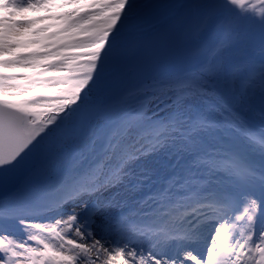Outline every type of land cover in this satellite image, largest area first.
Here are the masks:
<instances>
[{
    "label": "snow or ice",
    "instance_id": "snow-or-ice-1",
    "mask_svg": "<svg viewBox=\"0 0 264 264\" xmlns=\"http://www.w3.org/2000/svg\"><path fill=\"white\" fill-rule=\"evenodd\" d=\"M48 3L0 0V57L50 27L17 18ZM65 16L47 51L0 58V264H264V0H94ZM188 51L191 70L119 88ZM257 90L259 121L236 103ZM158 154L163 176L144 163Z\"/></svg>",
    "mask_w": 264,
    "mask_h": 264
},
{
    "label": "rangeland",
    "instance_id": "rangeland-1",
    "mask_svg": "<svg viewBox=\"0 0 264 264\" xmlns=\"http://www.w3.org/2000/svg\"><path fill=\"white\" fill-rule=\"evenodd\" d=\"M94 0H49V3L38 7L36 9H30L26 13L23 14V17H17V18H34V17H47V19L37 20V22L32 25V29H39L43 28L45 26L47 27V30L45 32L41 33H34L32 31L26 32L25 35H22L18 37L17 39L20 42V46L18 48L13 49L11 53L4 54L3 57L0 58H6L10 57L11 55H19L22 53H29L33 51H47L48 48L45 47V45L49 42L47 40V37L50 36L51 33L58 31L59 29L63 28L66 24L67 17L65 16L64 19H61L60 17L64 14L76 12L77 15L83 13L86 11L85 8L88 7V5L93 2ZM93 19H101V17L97 16ZM87 24V22H85ZM72 38L73 39H80L81 34L78 32L77 29H72ZM90 34V33H89ZM68 33H62L61 36L55 37L54 40L56 41H63L65 38L68 37ZM31 39H39L40 43H27L28 40ZM75 49V50H74ZM73 50V51H72ZM65 52H73V53H79V48H72V49H65L62 50ZM17 52V53H16ZM255 53L257 57L259 56V48L257 47L255 49ZM237 58L241 57L243 53H236L235 54ZM86 60L89 59L88 56H85ZM58 57H47L42 58V62H48L52 59H57ZM192 58V54L190 51L188 52H178V53H172L167 55L166 57H161L160 60L154 64L156 69H158L154 76H159L161 74H176V69H174V63L182 62L181 69L186 70L188 68L187 64L189 65L190 59ZM81 60V59H80ZM82 61V60H81ZM21 67V66H19ZM25 68H30L26 67ZM7 69V68H6ZM5 69L6 73L9 74H16L18 77L22 80L24 74H34V70L30 69L28 71L26 70H20V71H8ZM33 72V73H32ZM67 69H54L50 70L45 76H54V75H66ZM139 75L136 71L132 72L131 74L124 77V79L121 81L119 88H123L125 84L129 86L128 89H130L132 86L133 88L138 85L139 83ZM140 80H146L144 78H140ZM149 80V79H148ZM33 91V89L31 90ZM24 93V92H22ZM20 93V94H22ZM238 99L236 101L237 105L242 108L246 112H251V115L257 119H260V110H261V101H260V95L259 91L253 92L251 94H246L243 96H240L239 93H237ZM146 166L149 168L156 170L159 172L160 176H163L167 171L170 170V166L168 163L167 158L163 154H158L155 156H150L147 158V160L144 162ZM157 177L153 176V180H156Z\"/></svg>",
    "mask_w": 264,
    "mask_h": 264
},
{
    "label": "trees",
    "instance_id": "trees-1",
    "mask_svg": "<svg viewBox=\"0 0 264 264\" xmlns=\"http://www.w3.org/2000/svg\"><path fill=\"white\" fill-rule=\"evenodd\" d=\"M81 34V37H80V39L81 38H84V37H86V36H88L89 35V33H87V32H84V33H80ZM79 49H80V52L79 53H86V52H89V51H91V46H86V47H79ZM75 50V49H74ZM73 51V50H72ZM17 53V52H16ZM15 57V55H11L10 57H6V58H14ZM79 59H81L82 61H84V60H86V57L85 56H80V58ZM195 61V60H194ZM196 63V61L194 62V64ZM182 64V62H177V63H174L173 65H174V69H179L181 66H183V65H181ZM155 65H153V66H150V67H146V68H144V69H141V70H139V71H136L137 72V74L139 75V76H141V77H144V78H151L152 76H154V74H155V72L158 70V69H156V67H154ZM30 69H32V70H34L35 72H37V71H39V69H33V68H25V66H21V67H19V66H15V67H11V68H7L6 70H8V71H11V72H13V71H20V70H26V71H28V70H30ZM3 71H5V69L3 70ZM34 72V73H35ZM49 72V71H48ZM47 72V73H48ZM33 73V72H32ZM47 73H45L44 75H46ZM68 74V72L66 73V75ZM57 87H60V86H57ZM129 88V86H127L126 84H125V86L123 87V88H121V89H128ZM45 90H47V89H39V88H37V89H33V91H29V92H24V93H22V94H20L19 96H17V97H13V98H15V99H24V98H27V97H29V96H31V95H33V94H35V93H37V92H40V91H45Z\"/></svg>",
    "mask_w": 264,
    "mask_h": 264
},
{
    "label": "water",
    "instance_id": "water-1",
    "mask_svg": "<svg viewBox=\"0 0 264 264\" xmlns=\"http://www.w3.org/2000/svg\"><path fill=\"white\" fill-rule=\"evenodd\" d=\"M5 189L4 188H0V195L4 194Z\"/></svg>",
    "mask_w": 264,
    "mask_h": 264
}]
</instances>
